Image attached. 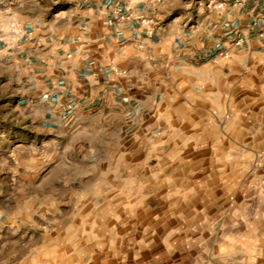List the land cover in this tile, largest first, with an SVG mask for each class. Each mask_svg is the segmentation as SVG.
<instances>
[{
    "label": "crops",
    "instance_id": "obj_1",
    "mask_svg": "<svg viewBox=\"0 0 264 264\" xmlns=\"http://www.w3.org/2000/svg\"><path fill=\"white\" fill-rule=\"evenodd\" d=\"M118 4L0 0V264H92L57 242L98 145L146 170L148 216L196 227L189 264H264V0Z\"/></svg>",
    "mask_w": 264,
    "mask_h": 264
},
{
    "label": "rangeland",
    "instance_id": "obj_2",
    "mask_svg": "<svg viewBox=\"0 0 264 264\" xmlns=\"http://www.w3.org/2000/svg\"><path fill=\"white\" fill-rule=\"evenodd\" d=\"M113 147L96 146L97 155L92 162L93 175L89 183L91 191L79 194V200H90L91 208L86 210L83 203H79L80 207L76 209L75 240L67 241L66 236L61 235L57 242L60 249L66 250L73 245L77 259H82L84 252L86 255L90 252L92 264H165L167 260H172L173 264H189L193 257L187 252L202 248L206 242L196 241L195 226H173L169 219L159 215L148 216V211L141 209L146 201L140 199L142 192H133L132 187L138 184L146 186L151 178L143 169L138 177L126 174L128 171H124V176L112 175L116 169H108L113 162L107 156ZM78 154L76 151V158ZM261 155L255 159L252 169L264 173ZM51 164L52 160L46 159L43 167L47 168ZM126 165L130 166L131 162H123L124 168ZM260 180L264 183V177L261 176ZM85 210L90 212V218L83 215ZM66 219L67 216H63L61 227ZM187 232L192 233L185 235ZM45 243H49L48 248H51V241ZM207 245L208 248L212 247L210 241ZM61 259L66 260L63 256Z\"/></svg>",
    "mask_w": 264,
    "mask_h": 264
},
{
    "label": "built area",
    "instance_id": "obj_3",
    "mask_svg": "<svg viewBox=\"0 0 264 264\" xmlns=\"http://www.w3.org/2000/svg\"><path fill=\"white\" fill-rule=\"evenodd\" d=\"M104 3H108L109 0H100ZM143 0H119V4L115 9L114 17L119 19H136L139 18V15L136 14L135 4ZM152 1V0H151ZM159 1V0H153ZM243 1V0H240ZM15 32L17 31L14 28ZM260 163L264 165V155L260 156Z\"/></svg>",
    "mask_w": 264,
    "mask_h": 264
}]
</instances>
